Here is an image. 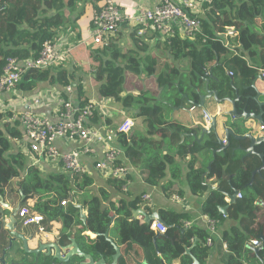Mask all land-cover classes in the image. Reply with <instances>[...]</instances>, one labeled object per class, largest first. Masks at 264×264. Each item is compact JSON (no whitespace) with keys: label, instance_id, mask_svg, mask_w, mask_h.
I'll use <instances>...</instances> for the list:
<instances>
[{"label":"trees","instance_id":"trees-1","mask_svg":"<svg viewBox=\"0 0 264 264\" xmlns=\"http://www.w3.org/2000/svg\"><path fill=\"white\" fill-rule=\"evenodd\" d=\"M83 1L0 0V76L7 59L37 58L46 41H57L60 30L73 21L78 4ZM98 1L104 3V0H93V3ZM115 1L128 12H133L136 8L130 0ZM198 20L202 25V33L195 40L176 37L163 45L159 44L165 47L170 59L157 62L153 60L143 65L139 52H146L148 46L143 42L145 36L139 37L136 29L131 30L136 51L125 52L112 40L108 48L91 53L97 64L94 75L99 84L101 99L120 103L126 111L134 110L136 118H146V125L149 126L146 134L133 131L127 135L121 134L118 145L130 163L140 165L143 180L152 187H157L167 177L169 167L174 179L180 177L181 168L175 163V159L178 157L184 160L189 156L186 143H181V136L189 131L176 122H170L165 115L182 104L199 103L198 90L204 89L203 78L208 68L213 67V75L220 79V83L211 80L212 90L220 91L222 97L235 98V90L239 89L242 98L238 105L239 112L245 108V101L248 102V110L255 108L252 100L247 98L254 93L252 84L260 75V70H264V0H214L211 5L205 6L203 16H199ZM123 28L128 27L124 25ZM227 28H234L238 32V38L231 41V45L236 47L235 51L239 52L238 55L217 41L218 36L225 33ZM218 60L219 65L216 63ZM175 61H180V67L173 66ZM223 62L233 72V83L225 76L221 64ZM182 63L190 65L188 72H184ZM62 68L30 71L23 77L18 88L30 91L43 83L56 84L62 90V97L67 100L66 88L72 86L78 93L77 102L82 107L86 106L89 102L86 101L82 86H73L76 82L74 72L70 73ZM141 76L154 81L155 91L124 96L127 77ZM168 92L172 94L168 99L169 104L165 105L156 96L166 95ZM7 116L8 113L0 112V196L5 200L16 202L23 195V204L34 201L35 213L44 216L46 221L61 223L64 241L67 242L68 238L75 239L80 249L89 255L103 256L110 260L115 254L112 244L103 236L112 222L110 214L114 213L115 220L109 237L113 235L121 248L120 264H173L175 261L180 264H208L209 233L194 226L187 227L191 220L188 215L160 211L167 232L157 234L151 231L150 225L142 224L134 218L135 212L142 207L143 197L132 201L119 199L112 202V194L106 188H100L98 192L92 190L94 181L89 176L56 173L44 176L37 166H29L25 154L13 148V142L21 140L23 132L18 122H6ZM205 148H218L214 134L208 136L205 144H196L192 149L187 179L194 194L205 190L203 171L194 169L195 154ZM260 166L261 161L256 156L242 162L232 155L231 149L217 154L213 162L210 178L220 181V188L226 193L232 194L235 189L243 195L242 199L228 205L225 201L227 195L215 190L202 206V214L210 219L219 222L229 219L238 223L223 233V241L232 254L228 264H264V250L257 253L253 250L254 246L250 245L254 240L260 241V236L264 234L257 217L258 210L264 205V173L256 177L252 184V173ZM225 167L227 174H237L232 179L231 189L223 179ZM14 180L18 183H14ZM109 185L116 192L123 191V182L111 180ZM171 185L169 183L167 187H172ZM71 197L73 203L63 207L62 202ZM77 206L87 208L86 223ZM225 206H228L227 216L220 213V208ZM95 234L100 236L95 237ZM11 243L10 233L2 229L0 256L19 254L32 257H22L19 261L13 259L8 264L54 262L43 254L39 257L28 255L22 249H16L17 243L12 246ZM134 247L142 251L141 259L132 251ZM78 260L74 258L73 264Z\"/></svg>","mask_w":264,"mask_h":264},{"label":"crops","instance_id":"crops-1","mask_svg":"<svg viewBox=\"0 0 264 264\" xmlns=\"http://www.w3.org/2000/svg\"><path fill=\"white\" fill-rule=\"evenodd\" d=\"M130 1L136 6L134 10H136L138 7L154 8L159 2V0H130ZM101 5H102L101 1H98L94 4L93 0H84L83 2L78 4V11L72 17L73 21L60 30L58 39L61 41H68L73 45L80 42L78 44L80 46L74 51L73 58L70 60L69 63H66V65L63 68L68 70L70 73L74 72L76 76V82L73 86H76L77 84H80L82 86L85 92V98L87 99L86 101H88L89 103L90 102L105 103L107 108L106 112L102 113L103 117H100V119L96 121L95 125L106 126L112 129L121 124L120 122L121 119L124 120L133 119L132 115L134 116L135 112L134 110L123 111L120 105L118 104L114 105L111 102H107L101 99L99 95V84L95 81V75H94L95 66L97 64L94 63L93 58L91 56L92 51H90V49L87 46L81 45L82 42L88 40L89 37L87 31L91 23L93 12ZM202 16L203 14H201V17ZM156 38L158 39V36L151 31L147 32L145 35V39L143 40V42H145V44L148 46L147 47L148 50L146 52H139L140 55L139 59L142 60L143 65H147L150 61L153 60L157 62L160 60H165L166 58L170 59L169 53L165 51V47L161 46L164 44V42H160ZM114 40L122 47V49L125 52L136 51L135 44L133 43V39L131 38V29L123 28L114 38ZM125 47L127 48V50L124 49ZM235 50L236 47L234 48V51ZM179 62L180 61L173 62V66L180 67ZM219 62L220 61L218 60L216 63L220 64ZM221 64L222 67L224 68L225 76L229 77L231 83H233V79H232L233 77H230L229 75L231 71L225 66L226 63L223 62ZM182 66L184 68V72L189 71L190 65H188L187 63H182ZM210 68L213 69V67ZM214 76L217 77L216 75ZM142 77L146 78L145 76ZM128 79L132 80L133 77H127V81ZM254 84L256 86L257 91L261 94L259 99L260 102L264 103V78L262 77L261 79L256 78V80L252 84V87ZM236 90L239 91L240 94V90L239 89ZM61 92L62 90L58 85L50 84V83L40 84L37 88L30 91L21 90L18 88L13 93H6L0 95V112L2 114H6V113L21 114L24 111L25 104L33 106L36 100H40L41 103L39 105L33 106L35 113L39 114L40 116L48 117L52 121H56L57 111L59 109V102L61 101V99H64V97L61 98L62 96ZM253 92L254 93L250 96L256 95V91L254 89ZM202 93L203 94L205 93V87ZM159 97L160 98H158V100L161 101L163 98L161 95H159ZM71 98L77 101L78 93L75 90ZM162 102L164 103V100H162ZM252 102L255 108L253 107L254 110H248V112H255L256 114H258L259 109L257 107V104L254 101ZM164 104L165 105L169 104V102H165ZM183 105L187 108V110L172 108L165 115L167 120H169L170 122H176L182 125L183 127H185L189 131L181 136V143L184 144L186 143V146L189 149V156L184 160H180L178 157H176L175 159V163L177 162V164H179L181 168L179 178L177 179L173 178L171 168L169 167L167 170L168 173L167 177L161 182L160 185H158L157 187L149 186L143 180V175H142L143 173L139 169L140 165H133L124 156L122 164L125 165L128 171L129 185L127 191L116 192L109 185V181H111L109 176L106 173H98L95 171V163L104 159V149L102 146L90 145L93 153L89 155H82L80 158V162L86 165L90 169L89 171H91L89 177L94 181V186L92 190L94 192H98V189L106 188L112 194L111 196L112 202H117L119 199L132 201L137 197L149 196L150 197L149 201L144 200L142 198V207L139 211L141 210L144 211L145 214L148 216H151L155 213L160 215V211H171L179 214H186L191 218L190 222L187 223V227L194 226L199 229L208 231L209 221L210 220L215 221V220L210 219L209 216L202 214V206L206 201V199L210 196V193L215 191V189L220 188V181H218L216 178H210L211 170L208 171L209 165L212 164L213 166V162L217 155L216 154L214 157L213 151L218 150L219 146L217 149H213V150H209L205 148L201 152L195 154L194 169L198 171H203L202 177L205 176V178H203V184L205 186L204 188L205 190L198 194H194L192 192L190 184L187 179V175L189 173V163L192 160V154H193L192 149L195 147L196 144L199 145L205 144L208 136L205 135L203 138L201 137L203 129L208 128L212 124V119L214 118L216 119L217 122L218 136L222 141L224 140V130H223L224 125L233 128L235 133L238 135H246L250 133V129L252 127H255L257 122L256 121L245 122L242 119L232 121L231 118L228 117L226 114L228 111L232 109L231 105H229L228 103L220 105L214 99L207 100L205 109L199 107L195 108L193 107V105L189 103H185ZM245 105L246 108L249 107L248 102L246 101H245ZM240 109H243V107H241ZM116 111H119V113L117 114ZM120 114L122 116H120ZM137 119L142 120V122L140 123V127H137L138 126ZM133 121L135 123V126L132 131L134 133L146 134V132L148 131L147 129L149 127L146 125V118H136L133 119ZM196 139L199 140L197 141ZM26 144H27V139L23 133V138L21 140L13 142V148L15 149V151H21L23 154H25L28 157L29 166L32 165L37 166L44 176H48L53 173L67 174L66 172H64L61 164H55L51 161H40L38 163L36 157L32 153L27 152L26 148L24 147ZM87 145L88 144L81 143L79 141H67L65 139H57L56 141V147L58 148L60 153L63 154L72 153L75 151H81ZM238 146L239 144L236 141L232 140L231 147L237 148ZM246 147L247 146H244V148ZM232 155L242 161L243 157H245L246 154L244 153V151L236 149L235 153L234 154L232 153ZM246 159L244 160V162L246 161ZM261 165H262V161H261ZM263 173L264 171L262 172V174ZM261 175H256L255 180L256 177H260ZM236 176H237L236 173H232V174H227L223 178L224 181H226V184L229 185L230 189H231L230 186L232 179L236 178ZM14 183H18V181L14 180ZM169 183L172 184L171 185L172 187H167L169 186ZM167 195L170 196L168 197ZM19 201L20 199L17 200L16 202L10 199L6 200V202L11 204L13 208H15L18 205ZM225 201L228 205H231L230 200L228 198H226ZM22 207L29 208L26 204H22L21 208ZM225 207L227 208L226 210V214H227L228 206ZM1 208L2 207H0V209ZM87 211H88L87 208H84V212L88 213ZM5 215L8 219L9 213L5 212ZM112 216H114V213L110 214V217ZM257 217H258V223H260L259 224L260 227L263 228L264 230V205H262L261 208L258 210ZM136 219L140 220L142 224H145L143 217H138ZM18 220L19 218H17V221ZM237 225H238L237 222L231 221L229 219L225 220L224 222L220 221L218 223L216 232L213 236V242L211 245H208L210 249L208 264L229 263V258L232 256V254L228 250L227 245L223 241V233ZM44 226L46 228V234H39L37 228L34 226L28 228L20 227L21 229L20 228L18 229L15 225V230L18 233L23 234L27 238L34 235L36 236L35 239L30 241L29 243L30 248L33 250L37 249L38 247L37 245L40 243L45 245L51 243H59V242H61L63 245L69 244L68 240H66L67 242H65L64 239L62 238L63 236H62L61 223L55 221L49 222L46 221L45 219ZM262 236L264 237V234L260 236L259 238L260 242H262L261 239ZM116 241L117 239H115V242ZM134 248L135 249H132V251H134L135 254L137 253V257H140L141 259V257H143L142 251L139 248L136 247ZM253 248H258V247H253ZM16 249H22V245L17 243ZM263 250L264 249H262L261 251ZM189 251L190 250H188V253ZM6 258L8 262L14 259L11 257H6ZM173 264H180V263L179 261H175Z\"/></svg>","mask_w":264,"mask_h":264},{"label":"built area","instance_id":"built-area-1","mask_svg":"<svg viewBox=\"0 0 264 264\" xmlns=\"http://www.w3.org/2000/svg\"><path fill=\"white\" fill-rule=\"evenodd\" d=\"M214 0H159L154 8L138 7L133 12L119 7L115 0H104V3L93 12L91 23L88 28V40L81 45L87 46L90 51L108 48L112 40L118 35L124 25L129 29L137 30V35L143 37L151 31L158 36L160 42L176 37L181 40H195L202 33V25L198 20L203 14L206 5H211ZM238 38V32L234 28H227L226 32L220 34L217 41L225 48L230 49L236 55L231 41ZM80 43V42H79ZM71 44L68 41H46L43 44L40 55L37 58L19 60L17 58L7 59L0 76V95L15 92L22 82L23 77L30 71H46L62 68L69 63L74 56V51L80 45ZM233 77V72L229 73ZM264 78V70H260ZM67 100L61 99L57 111V120L52 121L48 117L35 113L34 107L41 103L36 100L34 105H24L21 114L8 113L7 121L10 124L18 122L27 139L24 146L27 152L32 153L39 163L40 161H51L61 164L67 174H79L89 176L90 169L80 162L82 155L92 154L90 145H100L104 149V159L95 163V171L106 173L111 180L123 182V192L127 191L129 185L128 171L122 164L124 152L119 148L118 137L121 134H130L135 126L133 119H126L115 128L96 126V121L103 117L106 112L105 103L90 102L86 106H80L71 96L74 93L72 86L65 91ZM62 98V96H61ZM7 114V113H6ZM57 139L67 141H79L88 144L81 151L72 153H60L56 147ZM243 195L238 194V199ZM149 201V196H143ZM73 201L65 200L63 207H67ZM19 221L23 227H36L39 234H46L44 216L33 210L22 207L18 213ZM219 222L209 221L208 245L213 242V236ZM151 231L157 234H165L167 226L163 222L153 221L150 224ZM4 229L0 219V231ZM254 247H261L262 242L254 240Z\"/></svg>","mask_w":264,"mask_h":264},{"label":"water","instance_id":"water-1","mask_svg":"<svg viewBox=\"0 0 264 264\" xmlns=\"http://www.w3.org/2000/svg\"><path fill=\"white\" fill-rule=\"evenodd\" d=\"M219 65V64H218ZM257 79H261V76L257 77ZM211 80L216 81L217 83H220V79L215 77L212 72V68L208 69L205 73V76L203 78V81L205 82V93L203 94L202 91L198 90L200 100L199 103L196 104L194 102H191V105L193 107H199L202 109H205L207 100L214 99L218 104L223 105L228 103L231 105L232 109L228 111L226 114L228 117L231 118L232 121L235 120H244L245 122L248 121H256L255 127H252L250 129V133L246 135H238L235 133L234 129L231 127H228L226 125L223 126L224 130V140L222 141L220 137L218 136L217 131V122L216 119H212V124L208 128H204L201 137L203 138L205 135L209 136L211 134H214L217 138V144L219 146L218 150L213 151L214 157L216 154L225 153L227 150L231 149L232 153L234 154L236 149L244 151L246 154L245 157H243L242 161L246 158H249L250 156H256L262 161L261 167L257 168L252 175V184L255 180L256 175H261L264 171V103L260 102V96L261 94L257 91L255 84L253 85L252 89L256 91L255 96L248 97L247 100H252L257 104V107L259 109V113L256 114L255 112H248V108H244L241 112L238 109V105L241 103L242 98L239 94V91L235 90L236 97L233 98L231 96H224L222 97V94L218 90H212L210 88V82ZM247 89V88H246ZM184 98H187V96H184ZM180 110H187V108L182 104L179 107ZM197 141L199 139H196ZM232 140L236 141L239 146L237 148H232ZM244 146H247L244 148ZM212 164L209 165L208 171L211 170ZM227 175V167L224 168V176ZM205 178V176L203 177ZM218 192H223L227 195V198L230 200V203H235L238 198L239 192L235 189H233V194H228L221 188L215 189ZM25 198L22 195L21 199L18 203V205L13 208L11 204L6 202V200L0 196V219L2 220L3 227L6 231H8L11 235V246L13 243H18L22 245V250L28 254V255H39V254H46L49 257H52L55 261H57L60 264H67L70 262L73 258H78L79 260L84 261V263L81 264H120V260L122 258V251L121 248L117 245L115 241H113L109 237L110 230L113 226V222L115 220V215L111 217L112 222L109 224L108 231L103 235L107 241H109L114 250L115 254L112 256V258L107 262L105 257H99V261H96L92 255L84 253L80 247L78 246L77 242L73 238H68L69 244L63 245L61 242L59 243H51V244H38L37 249L33 250L30 248V241L35 239L34 236L25 237L23 234L18 233L15 230V225L17 223L18 213L21 209L22 204L24 203ZM70 201H73V198L71 197ZM80 210L81 218L86 223L87 215L88 213L84 212V208L82 206H77ZM226 207L220 208V213L226 214ZM5 212L9 213L8 219L5 215ZM88 212V211H87ZM143 217L144 223L147 225H150L153 221H159L162 222V218L159 214L155 213L151 216H148L145 214L144 211H137L134 214V218ZM86 233L88 231L86 230ZM89 234V233H88ZM95 237L100 236L99 234H95ZM262 239V246L258 248H254L253 250L255 252H259L262 249H264V237H261ZM196 262V261H195ZM197 264V263H196Z\"/></svg>","mask_w":264,"mask_h":264},{"label":"rangeland","instance_id":"rangeland-1","mask_svg":"<svg viewBox=\"0 0 264 264\" xmlns=\"http://www.w3.org/2000/svg\"><path fill=\"white\" fill-rule=\"evenodd\" d=\"M124 49L127 50L126 47ZM153 82L154 81H152V80L150 81V79L147 80L146 78H143L142 76H141V78H133L132 80L128 79L127 85H126V92H125L124 96L127 95V94L139 95L140 92H148V93H151V92L155 91V88L153 86ZM171 94H172L171 92H168V94L162 95L163 96L162 97L163 98L162 100H164V103L165 102H168L169 96H171ZM156 97L157 98H160L159 97V94ZM113 104L115 105L116 103H113ZM118 105H120V107H122L123 111H125V109L123 108V106L120 103H118ZM116 113L118 114L119 111H116ZM120 116H122V115L120 114ZM132 118L133 119H136L135 115L134 116L132 115ZM123 120L124 119H121L120 122L122 123ZM141 122H142L141 119H137V123H138V126L137 127H140V123ZM25 204L31 210H33V207H34V202L33 201L30 200L28 202H25ZM16 225H17V228L18 229L21 226H23L22 223L19 220L17 221ZM111 238H113L112 239L113 241H115V239H116L113 235H111ZM12 258H14L17 261H19V260L22 259L21 257H18V258L17 257H12Z\"/></svg>","mask_w":264,"mask_h":264},{"label":"flooded vegetation","instance_id":"flooded-vegetation-1","mask_svg":"<svg viewBox=\"0 0 264 264\" xmlns=\"http://www.w3.org/2000/svg\"><path fill=\"white\" fill-rule=\"evenodd\" d=\"M14 254H17V253H14ZM40 255H42V254L35 255V256H38L39 257ZM43 256L52 259L54 261L52 264H60L57 261H55L52 257H49L46 254H43ZM9 257H17V258L18 257H21L22 258V257H32V256H25V255L22 256V255L17 254V255H11ZM92 257H94L96 261H99V259H100L99 256H93L92 255ZM73 259H71L70 262L67 263V264H73ZM105 259L107 260V262L109 261V259H107V258H105ZM81 263H84V261L78 260V262H76L75 264H81ZM0 264H8V261H7V258H6L5 255L0 256Z\"/></svg>","mask_w":264,"mask_h":264}]
</instances>
